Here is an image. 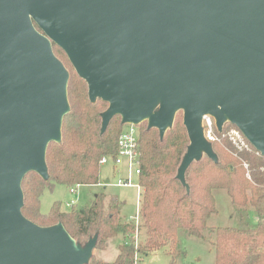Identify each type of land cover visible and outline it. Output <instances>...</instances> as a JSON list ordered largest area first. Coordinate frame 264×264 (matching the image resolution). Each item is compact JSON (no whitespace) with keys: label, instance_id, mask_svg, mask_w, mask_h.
Masks as SVG:
<instances>
[{"label":"water","instance_id":"95a60500","mask_svg":"<svg viewBox=\"0 0 264 264\" xmlns=\"http://www.w3.org/2000/svg\"><path fill=\"white\" fill-rule=\"evenodd\" d=\"M109 104L102 132L148 121L163 138L178 112L190 144L177 178L218 156L203 118L230 122L264 156V0H0V264H89L98 237L78 244L62 223L23 214L25 177L49 179L62 141L70 74ZM109 183V182H106Z\"/></svg>","mask_w":264,"mask_h":264},{"label":"trees","instance_id":"16d2710c","mask_svg":"<svg viewBox=\"0 0 264 264\" xmlns=\"http://www.w3.org/2000/svg\"><path fill=\"white\" fill-rule=\"evenodd\" d=\"M53 49L71 70L70 111L63 121L62 141L52 142L47 149L49 179L31 172L23 181V214L44 227L62 223L81 245L98 237L97 245L104 246L109 239L122 235L125 242L119 246V254L111 264H135V257L142 249L135 247V224L122 216L120 200L101 192L83 207L73 206L63 211L61 204L55 202L48 214L41 212V197L46 189L53 190L57 185L68 188L100 185V161L103 156L117 154L118 140L126 128L121 116H116L102 132V114L109 104L101 99L91 102L88 85L77 74L67 54L56 44ZM179 113L163 138L148 123L139 127L141 174L138 183L143 189L148 247L158 251L174 244L181 230L191 237L207 240L209 220L218 211L214 191L223 189L228 192L240 224L212 229L215 264H264V156L250 143V150H244L230 140V153L214 144L218 161L205 155L193 163L186 175L190 187L187 190L177 178L190 144L184 115L178 117ZM89 264L109 263L92 259Z\"/></svg>","mask_w":264,"mask_h":264},{"label":"rangeland","instance_id":"374dc122","mask_svg":"<svg viewBox=\"0 0 264 264\" xmlns=\"http://www.w3.org/2000/svg\"><path fill=\"white\" fill-rule=\"evenodd\" d=\"M67 70L69 71L70 68L68 67ZM180 112L178 117H183V111ZM143 123H148V121ZM127 126L128 124H126ZM137 126L140 127L141 124ZM236 128L230 122L225 123L221 130L216 125L213 135L214 139L209 140V142L212 145L218 144V146H222L226 152H232L228 142L231 140L230 134L232 135ZM234 144L239 148L238 144L235 142ZM244 150H250V148ZM245 168H248V166H245ZM121 176H124V174L114 173L113 164L110 160L108 164L103 165L101 168V184L109 182L108 185L81 186L74 196L71 194L70 188L66 186L57 185L53 190L46 189L41 197V212L48 214L55 202L61 204L63 211H69L71 207H68L67 203L72 199L77 200L75 207L80 208L91 203L95 195L101 192L105 193L107 197L120 200L123 203L122 216L128 222L135 224V247L138 246L136 247L137 250L138 248L142 249L135 257V264H173V260L175 264H214L215 250L211 245L214 240L212 229L238 227L240 224L239 215L231 203L228 192L218 189L214 191L218 211L209 220V229L205 233L207 240L191 237L185 230H181L174 244H169L158 251L150 250L147 245L148 235L143 218V203L140 210V221L137 224V221L132 220L138 214L137 189L117 186L116 184ZM133 183H138L136 177ZM124 242V236L119 235L116 238L109 239L104 246L97 245L91 261L93 259L109 264L114 263L119 254V246Z\"/></svg>","mask_w":264,"mask_h":264},{"label":"built area","instance_id":"2783aa9c","mask_svg":"<svg viewBox=\"0 0 264 264\" xmlns=\"http://www.w3.org/2000/svg\"><path fill=\"white\" fill-rule=\"evenodd\" d=\"M203 127L206 139L213 140L214 130L216 128V120L211 115H206L203 118ZM139 126L128 124L123 133L118 140V152L117 154L110 156H103L100 164L106 165L112 161L113 170L115 174H124V176L119 177L117 186L128 187L137 189V207L138 214L132 220L140 221V210L143 198V189L139 183L134 184V178H139L141 174V160H140V146H139ZM230 139L239 145L240 148H249V142L242 134V132L236 128L233 134H230ZM247 167L248 165L245 164ZM100 185H108V183H103ZM83 185H77L70 188L71 194L74 196L77 194L78 188ZM77 204V200L72 199L67 203L68 207H73ZM138 247V246H136Z\"/></svg>","mask_w":264,"mask_h":264},{"label":"crops","instance_id":"0c3cea01","mask_svg":"<svg viewBox=\"0 0 264 264\" xmlns=\"http://www.w3.org/2000/svg\"><path fill=\"white\" fill-rule=\"evenodd\" d=\"M215 264V263H214Z\"/></svg>","mask_w":264,"mask_h":264}]
</instances>
